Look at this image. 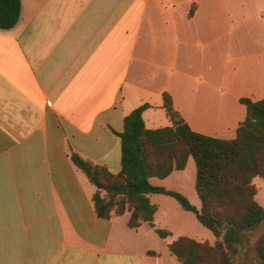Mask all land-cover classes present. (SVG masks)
Instances as JSON below:
<instances>
[{
    "label": "crops",
    "instance_id": "1",
    "mask_svg": "<svg viewBox=\"0 0 264 264\" xmlns=\"http://www.w3.org/2000/svg\"><path fill=\"white\" fill-rule=\"evenodd\" d=\"M165 93L193 131L235 139L241 99H264V0H21L0 30V264H181L173 242L216 243L165 194L148 195L155 227L98 217L70 158L120 173L125 118L148 105V129L172 126ZM196 179L191 157L150 183L200 210Z\"/></svg>",
    "mask_w": 264,
    "mask_h": 264
},
{
    "label": "trees",
    "instance_id": "2",
    "mask_svg": "<svg viewBox=\"0 0 264 264\" xmlns=\"http://www.w3.org/2000/svg\"><path fill=\"white\" fill-rule=\"evenodd\" d=\"M21 15V0H0V30L14 28ZM247 115L232 140L208 137L192 130L175 109L172 97L164 94V108L172 126L151 130L146 127L143 105L124 120L119 134L122 144V170L113 173L75 152L70 153L74 165L86 174L92 173L96 187L93 203L103 219L129 212L128 226L138 229L143 223L154 225L156 206L148 195L165 194L181 207L194 213L200 223L216 237V243L180 238L169 250L181 264H232L228 249L238 243L240 235L264 223V208L256 201L254 180H264V99H241ZM197 168L196 191L202 207L198 210L183 195L156 188L151 178L165 179L175 170H183L189 158ZM128 186V195L118 190ZM163 239L169 236L156 228Z\"/></svg>",
    "mask_w": 264,
    "mask_h": 264
},
{
    "label": "water",
    "instance_id": "3",
    "mask_svg": "<svg viewBox=\"0 0 264 264\" xmlns=\"http://www.w3.org/2000/svg\"><path fill=\"white\" fill-rule=\"evenodd\" d=\"M86 174L89 178L93 176L92 173L88 170L86 171ZM118 193L119 195L127 196L128 186L124 185L123 187H121L118 190ZM234 250L235 249H233V251ZM238 254L239 264H264V232L253 243L244 247L242 250H239Z\"/></svg>",
    "mask_w": 264,
    "mask_h": 264
},
{
    "label": "rangeland",
    "instance_id": "4",
    "mask_svg": "<svg viewBox=\"0 0 264 264\" xmlns=\"http://www.w3.org/2000/svg\"><path fill=\"white\" fill-rule=\"evenodd\" d=\"M263 232H264V223L259 228L251 232L240 235L238 239L239 242L234 244L232 248L228 249V252L232 258V264H239V254H238L239 250H242L244 247L253 243ZM233 249L235 250L233 251Z\"/></svg>",
    "mask_w": 264,
    "mask_h": 264
}]
</instances>
